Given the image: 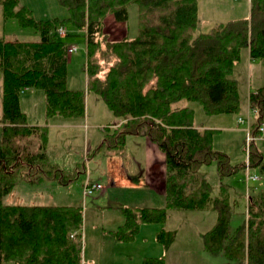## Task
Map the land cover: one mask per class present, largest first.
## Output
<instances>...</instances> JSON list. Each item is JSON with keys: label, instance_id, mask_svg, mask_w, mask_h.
Listing matches in <instances>:
<instances>
[{"label": "trees", "instance_id": "trees-1", "mask_svg": "<svg viewBox=\"0 0 264 264\" xmlns=\"http://www.w3.org/2000/svg\"><path fill=\"white\" fill-rule=\"evenodd\" d=\"M65 18L37 20L20 0H0L4 19L39 34L34 42L0 40V264H81L82 210L74 206L6 205L4 197L17 185L66 186L65 174L46 153L47 126H29L20 108L24 89L44 95L46 122L54 117L81 120L86 94L97 96L117 119L103 130L94 151L124 150L128 135L147 138L164 154V208H124L125 221L111 236L132 242L142 225L164 224L166 210H213L214 226L203 235L204 249L237 264H264V192L246 202V220L229 231L232 204L228 186L217 195L202 166L214 164L220 180L242 173L245 162L232 164L213 148L217 130L194 125L186 103L207 115L241 112L238 85L231 77L243 49L250 60H264V0H250L248 18L230 20L194 35L198 0H57ZM137 8V35L106 42L104 21L123 23L128 6ZM70 26L85 37L86 90L67 88L66 43L57 29ZM67 36V35H66ZM255 111L251 134L259 136L264 120V86L249 93ZM120 121V122H119ZM112 126V125H111ZM245 152L244 141L241 146ZM249 168L264 178V160L252 141ZM79 170L75 168L74 173ZM253 189V188H252ZM264 189V187L259 188ZM259 192V193H258ZM174 233L161 229L156 242L166 251ZM142 264H165L163 257Z\"/></svg>", "mask_w": 264, "mask_h": 264}, {"label": "rangeland", "instance_id": "rangeland-1", "mask_svg": "<svg viewBox=\"0 0 264 264\" xmlns=\"http://www.w3.org/2000/svg\"><path fill=\"white\" fill-rule=\"evenodd\" d=\"M20 5L26 7L33 18L37 20L62 19L67 16L66 10L59 6L57 0H20ZM198 6H200V13L197 14L198 24L194 35L207 33L216 24L227 23L233 17L248 15L246 11L248 10L247 0H200ZM127 12V21L123 23L116 22L113 16H108L105 19L102 34L106 42L119 40L123 36L133 38L137 35L136 6L129 5ZM61 28L64 31L61 36L57 35V37H61L60 39L66 45L77 48L76 52L73 53L66 51L69 60L67 65V88H83L86 81L83 70L86 60L85 37L83 32H78L68 25ZM38 39L39 34L32 28H22L14 19L5 20L0 6V40L34 42ZM240 59L241 61L234 66L231 77L236 79L240 94L239 98L244 103L245 96L247 97L257 86H264V60H250L248 51L245 49L241 51ZM250 76H256L252 82H250ZM38 93L41 95L39 96L41 100L35 98L34 116L32 118L35 122H40V120L43 122V118H45L44 94L40 91ZM28 94L29 92H22L20 98ZM186 104L194 112V125L216 128L212 130L219 131L213 137V148L215 150L225 153L232 164L246 161L245 152L241 148L245 137V125L238 124V116L233 114L207 115L200 105L193 102ZM25 106L28 110L29 105L26 104ZM21 108L24 110V107ZM85 110L84 118L76 120L78 122L74 128H53L49 137L47 134L46 153L55 163L63 167L65 174L75 175L71 178L72 181L66 186L46 185L42 189L29 187L25 183H21L4 197V202H11L10 198L7 197L11 193H16L15 198H18V202L27 205L80 207L82 210V227L76 233H80L82 236L83 253L85 250L87 260H89V256L95 254V252H105L108 241H112L105 235L100 236V231L106 228L114 229L118 224L115 221L124 222V208L135 211L134 207L143 206L142 204L148 201L147 197L139 192L124 190L125 187H131L132 184L136 185L133 182L138 178L136 175L140 170L146 169L148 162L145 158L144 146L139 140L128 139L129 135L125 139L124 150L120 153H114L107 149L94 151L103 136L104 129L102 126L107 127L115 120L104 103L94 94H86ZM249 113L252 114L251 119L253 116L255 117V113L252 111H249ZM27 117H30V114ZM233 120L236 122L234 125ZM51 121L53 120H48V122ZM98 125H101V127H97ZM221 126L224 129H220ZM232 126L231 130L227 129ZM112 129L110 128L109 131ZM75 168L79 170L77 173H74ZM201 172L206 175L212 187V196L217 195L220 185L232 187L235 180H239L235 187L236 195L233 191L229 192L232 204L229 231L232 233L237 227L245 223L247 198L251 195L255 196L257 191L264 192V189H252L253 185L261 184L264 187V178L258 170L250 169V173L258 177L254 182H245L244 172L231 178H225L220 182L214 164L202 166ZM117 175L125 180V184L118 182ZM85 181L99 183L103 187V191L97 190L93 194L83 197L82 186ZM127 183H131V185L127 186ZM139 189L148 190L145 187ZM162 204H157L155 208H164L165 203ZM216 219L217 213L213 210L167 209L164 226L166 231L174 233V239L166 251H163L160 245L150 249V253L152 252L154 258L163 257L165 264H237L229 261L221 254L212 255L204 249L202 237L214 226ZM150 229L149 226L140 228V233L135 238L136 242L121 245L118 249V251L121 250V252L133 257L132 264H135L136 258L140 256V249L152 242L149 239L152 235ZM103 260L100 259V264H103ZM244 264H246L245 261Z\"/></svg>", "mask_w": 264, "mask_h": 264}, {"label": "crops", "instance_id": "crops-1", "mask_svg": "<svg viewBox=\"0 0 264 264\" xmlns=\"http://www.w3.org/2000/svg\"><path fill=\"white\" fill-rule=\"evenodd\" d=\"M199 2H200V0H198V4H199ZM247 5H248V10H246V11L248 12V15H249L250 0H247ZM198 13H200V6H198ZM248 15L245 17H240L241 15L237 16V17H233L232 20L240 19V18H247ZM216 25H218V24H216ZM125 34H126V32H125ZM68 46H70V45H68ZM70 62H71V59H70ZM255 77L250 76V82H252ZM0 85H1V77H0ZM259 87H261V86H257L256 89ZM70 89L71 90H82V89H84V91H85L86 90V81H85V86L83 88L80 87V88H70ZM24 92H29V94L20 98V108L24 107V110L22 108H21V110H23V112L27 115L30 114V117H27L29 126H44V125H46L47 130H48V137H49V134L53 128H57V129L71 128L72 129L77 125L78 121L73 120V119L68 120V119L61 118V117L51 118L50 120H53L51 122H48V121L46 122L45 118H43V122L41 120H40V122H35L32 118L34 116V114H33L34 100H35V98H40V100H41V97H39L41 95H39L38 91H34L31 89H26L23 91V93ZM238 94H239V89H238ZM248 96H249V94H248ZM248 96L247 97L245 96V98H244L245 102L244 103H242L243 100L241 101V98H240L242 108H241V112L238 115L237 119L241 116L244 118V115H246L248 112V109H249ZM239 97H240V94H239ZM0 103H1V94H0ZM26 104L29 105L27 108L28 110H26V108H25ZM85 104H86V97H85ZM85 112H86V110H85ZM57 118H59V119H57ZM114 120L115 121H113L110 124V126L108 125L110 128L113 127V124L117 123V119L114 118ZM235 120H233V125L236 123ZM253 120H254V116H253L251 121H253ZM111 125H112V127H111ZM97 127L100 128L101 125H98ZM102 127H103V129L106 128L104 126H102ZM196 127H200V126H196ZM203 127L204 126H201L200 128H203ZM263 127H264V120H263ZM1 128H2V123H1V117H0V135H1ZM204 128L205 129H216V128H208V127H204ZM232 128H233V126L227 128V129L231 130ZM220 129H224V127L221 126ZM129 136H126V137H129L128 139L139 140V142L142 144V146H144L145 151H146L145 158L147 159L148 165L146 166V169L140 170L138 172V174L136 175L138 178H136V180L133 181L134 183H136V185H133V184L131 185V183H127L128 184L127 186L131 185V187H125L124 190H126L128 192H139L140 194L145 195V197H147L148 201H145L147 204L145 203V204H142L143 206H137L134 208H152V207L155 208V206L157 204L158 205H160V203L164 204V193H165V190H164V180H165L164 154L156 147V145H154L152 142H150L147 138L141 137V136H136V135H129ZM256 145H257V148L260 151V153L263 157V160H264V132L262 133L261 138L258 141H256ZM47 156L52 163L56 164L61 170L65 171L60 164L55 163V161L49 157L48 153H47ZM117 156H120V155H117ZM116 178H118V182L125 184V180L123 178L119 177V175H117ZM110 181H112V180H110ZM238 181L239 180L236 179L235 183L232 184V187L228 186L229 192L233 191L234 195H236L235 187L237 186ZM220 182H221V180H220ZM23 185H25V184H23ZM46 185L47 186L48 185L59 186L53 182H47L44 185H42L40 187H36V188L42 189ZM140 187H145L148 190L147 191L141 190V189H139ZM261 187L263 188V185H261V184L252 186L253 190L259 189ZM22 189H24V188H22ZM119 190H123V189H119ZM16 195H17L16 193H11L7 197V198H10L11 202L5 203L3 200L4 204H6V205L32 206V205H27L26 203L18 202L19 201L18 198H15ZM35 206H37V205H35ZM161 206H158V207H161ZM115 223H118V224L114 229L113 228L102 229V231H100V233H99L100 236L105 235L112 240V241H108V247L105 248V252H100V251L95 252V254L89 256V260H87L85 250L83 253V247H82V253H83L84 259L82 257L81 264H100V259H104L102 262L103 264H132V262H133L132 256H130L127 253L121 252V250L118 251V249L121 247V245H127L129 243L116 242L111 236V231L116 230L119 226H121L123 224V222L121 223V221H115ZM165 223H166V221H165ZM165 223L164 224H147V225H142L140 227V228H144L145 226H147V227L149 226V228H151L150 230L152 231V235L150 236L149 239L152 242L148 246H144L142 249H140V256L136 258L135 264H142V261L145 258H154L155 257V256H152V252L150 253V251H151L150 249L154 248V246H158V247L160 246V244H158L156 242V236H157V233L161 229H163V230L166 229L164 226ZM139 233H140V230H139L138 234ZM134 240L132 242H130V244L137 241V240H135V241ZM101 255H103V257H101Z\"/></svg>", "mask_w": 264, "mask_h": 264}, {"label": "built area", "instance_id": "built-area-1", "mask_svg": "<svg viewBox=\"0 0 264 264\" xmlns=\"http://www.w3.org/2000/svg\"><path fill=\"white\" fill-rule=\"evenodd\" d=\"M63 28L59 27L57 29V34L61 36L62 32H63ZM77 48L75 46H70L66 48V51L68 53H73L76 52ZM248 111H252L254 113L253 110L249 109ZM238 124H244L245 125V138H244V148H245V155H246V161H245V168H244V175H245V182L248 181H256L258 179V177L256 175H253L250 173V168H249V162H248V152H249V146L250 143L252 141H256L260 138V135L264 132V127L263 125H260L257 129V131L259 132V136H253L251 134V120H250V116L249 113H247L246 117L242 118L239 117L237 119ZM102 191L103 187L99 184V183H91L89 181H85V183L82 186V196L83 197H87L91 194H93L95 191ZM76 232L72 233V236L75 235Z\"/></svg>", "mask_w": 264, "mask_h": 264}]
</instances>
